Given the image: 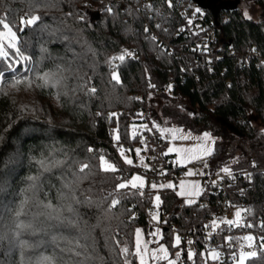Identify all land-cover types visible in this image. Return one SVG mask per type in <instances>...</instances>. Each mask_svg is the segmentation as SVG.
Listing matches in <instances>:
<instances>
[{
    "label": "trees",
    "instance_id": "16d2710c",
    "mask_svg": "<svg viewBox=\"0 0 264 264\" xmlns=\"http://www.w3.org/2000/svg\"><path fill=\"white\" fill-rule=\"evenodd\" d=\"M248 1L252 15L241 6ZM216 5L203 8L196 0H3L0 17L7 15L12 22L18 45L29 59L14 63L17 57L7 46L10 58H0V227L12 228L15 211L25 199L24 212L35 211L30 177L40 184L37 199L61 206L71 203L61 199V190L69 191L65 181L86 176L75 195L93 203L73 205L79 213L74 226L53 220L42 232L25 231L22 239L29 246L22 250L7 242L0 245V264H28L40 256L54 257L53 264H125L124 247L130 250L128 264H139L131 254L136 251L135 232L141 227L146 238L152 236L156 192L160 241L169 253L179 252L183 264H236L213 261L209 253L225 240L235 242L242 232H263L257 248L250 249L258 252L257 258L247 262L260 264L264 0H217ZM30 8L40 20L21 32L19 18ZM211 30L216 53L209 55L199 45ZM162 40L174 50L164 48ZM120 55H125L124 61ZM114 70L119 84L111 80ZM45 74L56 82L45 84ZM91 87L96 88L94 94ZM157 97L164 100L158 110L153 106ZM180 97L187 99V107ZM155 126L214 137L206 168L211 175L223 168L238 175L225 199L233 209H242V226L223 222L205 244L203 234L210 220L222 214L223 203V196L214 194L208 183L193 203L184 202L174 186L117 190V184L145 168L126 163L118 150L147 162L156 143L138 134ZM100 156L117 171H102ZM83 163L90 169L81 173ZM113 199L119 201L115 206ZM31 219L20 217L24 223ZM241 252L238 249L237 256Z\"/></svg>",
    "mask_w": 264,
    "mask_h": 264
},
{
    "label": "snow or ice",
    "instance_id": "6c2138e0",
    "mask_svg": "<svg viewBox=\"0 0 264 264\" xmlns=\"http://www.w3.org/2000/svg\"><path fill=\"white\" fill-rule=\"evenodd\" d=\"M38 2V0H37ZM3 0H0V6H2ZM34 7V5H33ZM150 7V6H149ZM108 11L111 12L112 9L108 8ZM200 9L196 8L195 12L197 14L200 13ZM83 18V17H82ZM40 20V17L38 15L32 14L31 8L29 11L23 15L20 16L19 18V31H23L26 27H31L35 25L38 21ZM147 31V29H145ZM0 37H7V41L5 42L3 39H0V58H5L9 59V51H5V47L11 51H13L17 57V59L14 61V63H19L21 61H28L29 57L25 56L21 50V48L18 46V36L16 31L13 30V24L8 20L7 15L4 17H0ZM153 39H155L153 37ZM128 55H131L130 53ZM120 61L125 60V55H120L118 57ZM2 76V74H0ZM42 79L45 81V84H49L50 82L55 83L54 76L51 74H45ZM111 80L114 81L115 83L119 84L120 83V77L117 71H112L111 73ZM89 92L91 94H94L96 92L95 87H91L89 89ZM115 115V114H113ZM163 131H169L168 129H165ZM205 138H210L208 133L203 134ZM175 139V136L173 137ZM185 138V137H182ZM116 139L119 140V135L116 136ZM174 149L169 148L168 151L172 152ZM89 151H92V149H89ZM176 151H182L181 149H176ZM208 153L210 154V149L207 150ZM137 153L139 154V149L137 150ZM100 160V165H101V170L104 172H115L117 171L116 167L109 163L107 160H105L104 156L99 157ZM128 164H132V160L126 159L125 161ZM7 164V162H5ZM86 169H90V165L87 163H83L80 166L79 171L81 173H84ZM45 171L48 170L47 167L44 169ZM223 172L231 174L230 169L228 168H223ZM191 174V173H189ZM86 176H76L75 179L71 181H65L64 188L68 189L69 191L67 194L61 190V199L62 200H70L71 203L66 204V205H61V206H56L53 205L51 201H42L36 198V193L37 191L40 190V184L38 183V178L37 177H30L29 180L31 181V190H32V201H33V207L35 211L32 209H29L27 213L24 212V205L27 203V199L21 202L19 206V210L15 211V222L12 226L11 229L8 231H5L2 227H0V245H3L5 242L9 246L13 245H19L21 250L25 247H28L29 245L27 244L26 241L22 239V236L24 235L25 231H29L32 233H35L37 230H40L41 232L45 229L46 226H48L50 221H59L62 226H74L78 223V220L76 217L79 216L78 210L76 207L73 205H91L93 201L90 198H85L83 200L77 199L75 195V188L78 186L81 180L85 179ZM249 179L251 178L250 175L248 177ZM140 180V184L138 185L135 181ZM129 184L131 188H142L143 187V181L139 176H133L131 182H121L116 185L117 190L120 189H125L129 187ZM169 188L173 187V185L169 184L167 185ZM157 185L153 184L152 188H156ZM160 187H164L161 185ZM27 191V190H26ZM159 196H156V200L159 201ZM112 206H115L116 204L119 203L117 199L112 200ZM191 203V201H189ZM246 212H250L251 210H245ZM68 212L71 215L70 216H64L63 213ZM21 215H30L31 216V221L29 223H24L23 221L20 220ZM236 217L238 220L236 222L233 221H228L227 223L231 226L233 223H236L237 226H242L239 224V218L242 217V212L237 211L235 213ZM155 219V217H154ZM0 225H2V221H0ZM243 226L247 227H252V224H246ZM261 227L264 228V222L261 223ZM244 240L248 241V248H252L253 244L252 241L254 240V237L251 235L243 237ZM180 237H176V245L180 244ZM191 243V241H189ZM260 264H264V243L260 244ZM142 249L140 248L139 245V230H137V243H136V251L135 253H131L139 257V264H144V259L143 256L141 255ZM160 252H165V257L164 259H167L166 255V250L161 247ZM121 254L125 256V264H128L127 256L130 254V250L127 247H124L121 249ZM79 255V253H77ZM179 252L176 253L177 258H179ZM193 253L189 252L188 254V259L193 258ZM258 252L257 251H242L241 254L236 257L235 254H233V257L236 261V264H247L248 261H251L255 258H257ZM153 259L156 258L155 254H153ZM210 258L213 261H218L220 259L219 253L216 252L215 250H211L210 252ZM54 257L52 256H40L38 259L34 261H29L28 264H53ZM168 264H174L172 260L168 261Z\"/></svg>",
    "mask_w": 264,
    "mask_h": 264
},
{
    "label": "rangeland",
    "instance_id": "374dc122",
    "mask_svg": "<svg viewBox=\"0 0 264 264\" xmlns=\"http://www.w3.org/2000/svg\"><path fill=\"white\" fill-rule=\"evenodd\" d=\"M241 6L246 14L252 15L253 5L251 2L249 1L242 2ZM249 7H250V10H249ZM0 39H3L6 42L8 38L0 37ZM163 101H164L163 99L157 97L156 100L153 102L154 103L153 106L158 110L160 103H162ZM179 102L184 107H187L188 105L187 99L183 97L179 98ZM148 112H150L149 108H148ZM169 128L170 130L180 131L183 134V137H185L181 139L170 140L168 142V145L165 148V152L167 154L171 153L175 155L174 160L178 164V166H181L182 168H184V170L186 171V177L180 178L177 180L167 179L161 183L156 184V183H152L148 181L146 178V175L142 173V169H138V170H135L132 173V175L128 177L124 182H131L133 176H139L141 180L143 181L142 188H146L147 186H152L153 184H156L157 187L155 188V190L162 188L160 187L161 185L165 187L171 184L174 187H176V191L179 197L184 202L189 203V201H191V203H193L199 199V196L203 191L202 177L206 175L205 170L208 165V156L211 154L214 148V145H215L214 137L210 133H208L210 138H205L203 134L197 136L196 134L186 132L184 129L180 127H169ZM185 133L189 135L187 136ZM169 148H172L174 150L172 152H169L168 151ZM176 149H181L182 151H176ZM209 149L211 150L210 154L207 151ZM118 151L123 161H126V159H130L132 160L133 166L138 164L141 167H146L147 162L144 161L143 157L140 156L138 157V159L135 160L131 154H128L121 149H119ZM197 163L199 165H197ZM198 171L201 173L200 175L197 174ZM135 182L138 185L140 184V180L135 181ZM156 196H159L157 192L153 196L154 211L151 213L152 221L154 222V225H155L152 236L146 238L144 236V232L142 228L137 227L136 232H135V247L137 243V230H139V245H140V248L142 249L141 255L143 256L144 264H168L169 260H172L174 264H183L181 262V256L179 255V258H177L176 256L177 252L169 253L166 246L160 241L161 239L160 225L161 224L159 220V214L157 212L159 208L160 199L159 201H157ZM237 211L242 212V209L241 208L233 209V219L231 220L233 222H236L238 220V218L235 215ZM223 222H228V220L222 214H220L219 217H214L210 220V223L212 224L213 227ZM234 224L237 225L236 223ZM239 224H241V218H239ZM248 235L252 236L251 233H248ZM176 237H175V243H176ZM161 247H163L166 250L167 259L163 258L165 257V252H160ZM248 251H254V250H248ZM153 254H155L156 256L155 259L152 258ZM209 256H210V253H209ZM138 261H139V257H138ZM213 264H219V263L213 262Z\"/></svg>",
    "mask_w": 264,
    "mask_h": 264
},
{
    "label": "built area",
    "instance_id": "2783aa9c",
    "mask_svg": "<svg viewBox=\"0 0 264 264\" xmlns=\"http://www.w3.org/2000/svg\"><path fill=\"white\" fill-rule=\"evenodd\" d=\"M121 1V0H116ZM107 5L110 3L106 1ZM146 6L145 1L140 2V8H144ZM196 14V13H194ZM192 25V24H191ZM190 25V26H191ZM159 38V37H158ZM164 41V48L170 49L171 51L174 50V46L170 44L168 41ZM215 37L213 31H209L207 33L206 39L199 45L203 52L207 54H215L216 48L214 45ZM255 54V53H253ZM168 129L169 131H163ZM186 134V133H185ZM187 136L189 134H186ZM138 136L140 138H144L146 141H154L156 144L154 147L149 151L147 155V165L144 168V174L148 181L152 183H161L167 179H180L186 177V171L181 166L175 162V160L165 152V149L162 147L164 143H168L170 140H173L174 136L175 139H181L183 134L178 130H170V128H163L160 126H155L149 128V130L142 131L139 133ZM122 147H126V145H122ZM197 165H199L197 163ZM206 175L202 177V184L203 187L207 186V183L213 187V192L216 195L221 194L223 196V203L221 206L222 215L228 220L233 219V208L230 207L226 203L225 196L226 194L232 189L230 186L232 184H236L238 175L235 172H230L231 174L221 172L215 175H211L208 173L207 168L205 170ZM198 175L201 173L198 171ZM238 189H236L237 191ZM217 234V227H213L212 225L209 226L206 233L203 234L205 238V244L210 243V238ZM248 236L247 232H242L236 237V241L232 242L229 240H225L221 244L216 245L217 252L219 253L220 260H233L235 261L233 254L236 257L237 250L248 251L250 249H256L258 246V240L263 237V232L257 233V235L252 234L254 240L252 241L253 247L248 248V241L244 240L243 237ZM188 240V247L190 250L195 248L194 243L191 241L189 243Z\"/></svg>",
    "mask_w": 264,
    "mask_h": 264
},
{
    "label": "water",
    "instance_id": "95a60500",
    "mask_svg": "<svg viewBox=\"0 0 264 264\" xmlns=\"http://www.w3.org/2000/svg\"><path fill=\"white\" fill-rule=\"evenodd\" d=\"M198 4L203 8L216 9L219 6L216 5L217 0H196Z\"/></svg>",
    "mask_w": 264,
    "mask_h": 264
},
{
    "label": "crops",
    "instance_id": "0c3cea01",
    "mask_svg": "<svg viewBox=\"0 0 264 264\" xmlns=\"http://www.w3.org/2000/svg\"><path fill=\"white\" fill-rule=\"evenodd\" d=\"M168 145V144H167ZM166 148V147H165ZM170 155H174V154H171V153H169ZM173 159L175 158V155L172 157Z\"/></svg>",
    "mask_w": 264,
    "mask_h": 264
}]
</instances>
